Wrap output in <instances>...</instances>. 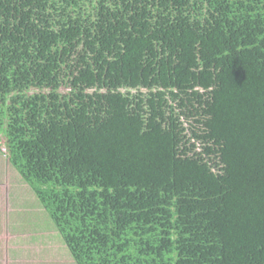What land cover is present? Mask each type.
Wrapping results in <instances>:
<instances>
[{
    "label": "trees",
    "instance_id": "1",
    "mask_svg": "<svg viewBox=\"0 0 264 264\" xmlns=\"http://www.w3.org/2000/svg\"><path fill=\"white\" fill-rule=\"evenodd\" d=\"M0 154L75 264H264V0H0Z\"/></svg>",
    "mask_w": 264,
    "mask_h": 264
},
{
    "label": "rangeland",
    "instance_id": "2",
    "mask_svg": "<svg viewBox=\"0 0 264 264\" xmlns=\"http://www.w3.org/2000/svg\"><path fill=\"white\" fill-rule=\"evenodd\" d=\"M7 164L5 157L0 154V165L7 166ZM11 170L13 171L15 169L8 165L7 172ZM7 172L4 174H7ZM10 176L11 179L16 180L15 184L11 185L9 193L10 197L12 196L11 203L16 208L15 212L19 213L17 215L18 232L24 230V220H31V225L33 226L36 223L39 229V232H36L39 235L36 237L38 238L36 241H33L31 232H29V236L24 233L23 236H27V239H22L20 243L31 242V245H21L22 249L27 250V252H20L18 259H21L22 264H75L67 248L62 246L60 242L62 239L58 232L54 231L53 228L51 231L49 230L47 223L51 225L53 223L31 189L25 185V182L20 179L17 173L13 177L14 173L11 172ZM1 210H3L2 207ZM28 225L27 223V227H29ZM30 236L32 240H29Z\"/></svg>",
    "mask_w": 264,
    "mask_h": 264
},
{
    "label": "crops",
    "instance_id": "3",
    "mask_svg": "<svg viewBox=\"0 0 264 264\" xmlns=\"http://www.w3.org/2000/svg\"><path fill=\"white\" fill-rule=\"evenodd\" d=\"M8 165H0V264H22L21 259H18V254L23 251L27 252L21 246L27 244L20 243L26 237L23 236L24 231L18 232L17 212H15L14 204L11 203L12 196L10 197L9 193L11 185L16 182V180L11 179L10 173L13 172V177H15L16 172L15 170L7 172ZM5 172L7 174H4Z\"/></svg>",
    "mask_w": 264,
    "mask_h": 264
}]
</instances>
